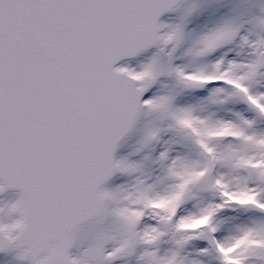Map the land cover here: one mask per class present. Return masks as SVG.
I'll use <instances>...</instances> for the list:
<instances>
[{
    "label": "snow or ice",
    "instance_id": "1",
    "mask_svg": "<svg viewBox=\"0 0 264 264\" xmlns=\"http://www.w3.org/2000/svg\"><path fill=\"white\" fill-rule=\"evenodd\" d=\"M220 3L0 0V254L264 264V0Z\"/></svg>",
    "mask_w": 264,
    "mask_h": 264
},
{
    "label": "rangeland",
    "instance_id": "2",
    "mask_svg": "<svg viewBox=\"0 0 264 264\" xmlns=\"http://www.w3.org/2000/svg\"><path fill=\"white\" fill-rule=\"evenodd\" d=\"M246 0H221L219 5H215L211 8H208L202 15L193 19V22L189 25V28H194L197 26H203L210 19H217L225 14L230 13V9L237 4L244 3ZM255 2V0H254ZM176 19V14H167L163 17L162 20L165 21H174ZM140 60H143L144 57H140ZM131 64L135 66L137 64V60H132ZM205 92L197 93V95H205ZM143 127V122L137 126V130L131 133L125 140L121 143L120 148L117 151V157L127 156L130 153L134 152L135 147L137 146V142L140 139L141 129ZM140 155H131L130 159L138 160L140 159ZM129 178L117 175L111 181L113 186L121 183H125ZM13 193L9 192L6 194H0V201H9L12 199ZM0 264H15L14 257L11 255H0Z\"/></svg>",
    "mask_w": 264,
    "mask_h": 264
}]
</instances>
